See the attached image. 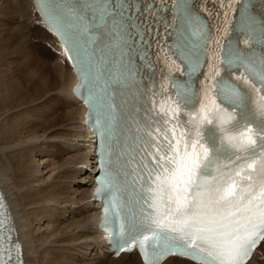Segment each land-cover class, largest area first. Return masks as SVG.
<instances>
[{"label": "snow or ice", "instance_id": "snow-or-ice-1", "mask_svg": "<svg viewBox=\"0 0 264 264\" xmlns=\"http://www.w3.org/2000/svg\"><path fill=\"white\" fill-rule=\"evenodd\" d=\"M171 2L176 39L161 50L186 79L169 73L159 82L147 54V16L159 15L151 0H38V8L90 84L86 103L103 141L99 190L111 193L117 253L135 249L143 264H247L264 241V19L228 0L245 45L261 51L228 42L210 57L191 0ZM18 257L0 230V264H22Z\"/></svg>", "mask_w": 264, "mask_h": 264}, {"label": "bare ground", "instance_id": "bare-ground-1", "mask_svg": "<svg viewBox=\"0 0 264 264\" xmlns=\"http://www.w3.org/2000/svg\"><path fill=\"white\" fill-rule=\"evenodd\" d=\"M0 15V185L22 239L25 264H66L73 250L79 256L91 251L107 258V264H142L134 252L117 258L102 252L105 233L94 227L97 202L89 197L92 140L80 122L85 107L70 93L75 78L62 46L41 25L32 0H3ZM37 154L44 157L36 160ZM68 179L85 183L77 200L59 195ZM67 202L78 207L54 212V204ZM63 213L77 218L60 225ZM39 222L46 227L36 234L32 227L41 228ZM260 254L264 241L247 264ZM261 259L264 264V255ZM162 264L194 263L168 257Z\"/></svg>", "mask_w": 264, "mask_h": 264}, {"label": "rangeland", "instance_id": "rangeland-1", "mask_svg": "<svg viewBox=\"0 0 264 264\" xmlns=\"http://www.w3.org/2000/svg\"><path fill=\"white\" fill-rule=\"evenodd\" d=\"M2 1L3 0H0V4L2 3ZM0 23H3V18H1V15H0ZM7 25L9 26V28H11V24H9V23H7ZM8 26H6L7 28H8ZM1 29V28H0ZM3 33V31H0V35ZM33 38H34V36H33ZM34 40H31V43L33 44V45H36L34 42H33ZM38 46H40V45H38ZM46 49V48H45ZM48 50V49H47ZM49 51V50H48ZM50 52V51H49ZM59 130H61V129H59ZM86 142V141H85ZM43 145V144H42ZM35 152L36 151H34L33 152V154H32V156L33 155H35ZM44 156H41V155H39V154H37L36 156H35V158H36V160H39V159H41V158H43ZM75 170L76 171H78V169H76L75 168ZM82 178V179H81ZM86 178V176H82V177H80V180H79V182L80 181H82L83 179H85ZM70 179H68V182L67 183H69V184H67L66 183V187L64 188V190L62 191V193H60L59 195L61 196V197H64V196H67L68 198H70V199H72V200H77V199H79L80 198V194H81V191H79L78 192V188L79 189H85L84 187V184H83V182L81 183V184H78V182L76 181V180H70ZM67 181V180H66ZM85 181V180H84ZM87 187V186H86ZM5 191V190H4ZM77 191V192H76ZM5 194H6V192H5ZM6 197L8 198V196H7V194H6ZM9 199V198H8ZM69 205V209H76L77 207H78V205H76L75 203L74 204H72V206H71V203H69V202H67V203H63V204H54L53 206H55L56 208H54V212L55 211H57L58 212V214H59V212L61 213V210L62 211H65V208H67V206ZM61 216L63 217V218H61L60 220H59V224L60 225H62V224H66V223H69L70 221H72V219L74 220V218L76 219L77 218V216H74V213H71L70 215H68V213H63V214H61ZM57 217L58 218H60L58 215H57ZM62 220V221H61ZM41 221V220H40ZM21 224H22V221H21ZM41 225V226H40ZM32 227V226H31ZM37 227H38V224H34L33 225V227H32V229L35 231V233L36 234H40L41 232H43L44 230H45V227H46V225H45V222H39V227H41V228H39V229H37ZM88 251V250H87ZM86 251V252H87ZM76 252H77V254H76ZM85 252V254H84V256H79L80 254H79V252L78 251H76V250H73V252H72V254L74 255V256H72V257H70V256H68L67 258H65L66 260L65 261H67V263L66 264H94V263H97V264H107L106 262H105V260H107V258H97V257H94L92 254H93V252H91V251H89L90 252V254H89V252H87L86 253ZM263 262V261H262ZM261 262V263H262ZM110 263V262H109Z\"/></svg>", "mask_w": 264, "mask_h": 264}]
</instances>
